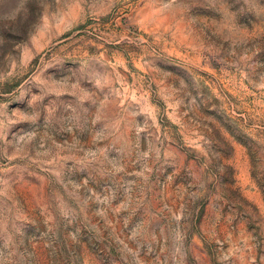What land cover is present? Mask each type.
Segmentation results:
<instances>
[{"label": "rangeland", "instance_id": "obj_1", "mask_svg": "<svg viewBox=\"0 0 264 264\" xmlns=\"http://www.w3.org/2000/svg\"><path fill=\"white\" fill-rule=\"evenodd\" d=\"M0 264H264V0H0Z\"/></svg>", "mask_w": 264, "mask_h": 264}]
</instances>
